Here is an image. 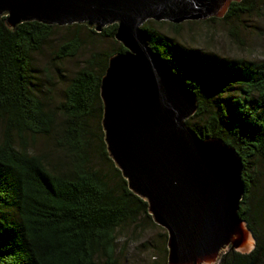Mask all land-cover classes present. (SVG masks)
<instances>
[{"label": "trees", "instance_id": "16d2710c", "mask_svg": "<svg viewBox=\"0 0 264 264\" xmlns=\"http://www.w3.org/2000/svg\"><path fill=\"white\" fill-rule=\"evenodd\" d=\"M262 1H232L223 19L250 16ZM81 26L85 25L26 21L12 32L0 18V264H119L117 230L136 224L141 216L151 218L147 203L129 190L108 157L102 135H96L99 153L113 163L118 184L111 185L105 173L90 163L94 135L89 122L95 117L100 121L102 115L100 79L109 56L125 51L122 45L111 53H92L68 80L56 107L47 96L51 90L44 91L38 81L34 55L56 29ZM143 28L150 35L151 49L196 95L198 107L186 125L201 138L223 140L243 162L239 215L256 245L248 254L227 252L219 264H264L263 229H259L263 204L257 203L254 211L246 202L253 185L249 163L264 164V61L196 55L148 21ZM115 29L112 24L99 33L89 28V33L114 39ZM81 46L77 29L63 39L51 56L57 71ZM40 136L52 137L66 152L68 163H53L46 154L34 152L32 144Z\"/></svg>", "mask_w": 264, "mask_h": 264}, {"label": "water", "instance_id": "95a60500", "mask_svg": "<svg viewBox=\"0 0 264 264\" xmlns=\"http://www.w3.org/2000/svg\"><path fill=\"white\" fill-rule=\"evenodd\" d=\"M239 0H0V18L18 24H116L124 52L109 56L100 79L101 128L108 157L132 193L167 233L166 264H219L229 251L250 253L256 238L240 217L243 162L219 138L186 125L195 93L149 46L146 21L222 17Z\"/></svg>", "mask_w": 264, "mask_h": 264}, {"label": "rangeland", "instance_id": "374dc122", "mask_svg": "<svg viewBox=\"0 0 264 264\" xmlns=\"http://www.w3.org/2000/svg\"><path fill=\"white\" fill-rule=\"evenodd\" d=\"M223 16L215 17V20L184 21L180 23L178 30H174L167 21L160 23L148 20V23L196 55L216 56L229 60L242 58L255 62L264 61V3L256 13L241 16L238 20H224ZM76 29L82 46L76 56L63 60L57 71L51 60L52 53L63 39L71 37ZM118 45L119 43L112 38L90 34L86 25L79 28L56 29L49 42L34 55L33 62L42 89L51 90L47 94L51 106L56 107L61 103L66 83L92 53H111ZM89 130L94 135L91 137L89 149L91 166L105 173L111 185L118 184L113 163L104 159L99 153L96 135L103 136V133L97 117L90 120ZM32 147L34 152L46 154L48 160L53 163L65 164L69 161L66 152L56 147L52 137L40 136ZM249 165L252 169L248 171V175L251 176L249 179L253 185L250 199L246 202L252 205L254 211L257 203L261 206L263 204V211L259 212L261 223L258 228L261 230L262 227L261 234L264 237L262 218L264 217V164L260 161H251ZM166 241V231L151 218L141 216L136 224L117 230L115 255L119 264H166Z\"/></svg>", "mask_w": 264, "mask_h": 264}]
</instances>
